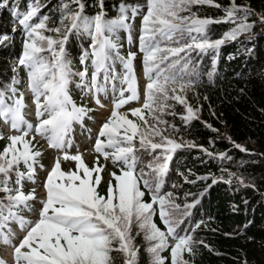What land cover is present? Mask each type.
Returning a JSON list of instances; mask_svg holds the SVG:
<instances>
[{
	"label": "snow or ice",
	"instance_id": "snow-or-ice-1",
	"mask_svg": "<svg viewBox=\"0 0 264 264\" xmlns=\"http://www.w3.org/2000/svg\"><path fill=\"white\" fill-rule=\"evenodd\" d=\"M197 5L221 7L215 0H145L143 6L122 4L119 18L108 20L102 10L103 0H100L101 11L92 17L84 14L83 0H61L57 8L59 24L51 28L48 27L50 17L39 16L40 0H33L26 12L12 10L11 14L22 26L25 37L18 66L26 70L39 121L34 127L24 119L23 94L16 97L17 89L14 87L18 81L13 79L12 85L0 89V118L19 133L9 136V144L0 152V192L5 194L0 198V243L13 248L14 264H111L114 251L125 254V264H135L137 251L131 236L134 223L144 232L146 240L154 242L148 249L153 256L152 264H164L160 252L169 248V237L176 241L171 246V264H188L183 253H192L193 237L177 233L183 220L176 219L175 213L181 206L174 203L172 192L161 194L163 176L172 154L183 146L164 134L169 125L163 115L173 107L169 101L174 100L185 105L187 115L181 117L185 122L196 117V111L182 95L194 83L191 79L185 80L183 75L188 72L192 51L206 53L218 50L226 40H235L252 27L246 22L249 10L237 6L235 0H230L229 7L225 8L223 20L200 18L192 11ZM7 6L9 0H0V9ZM129 11L132 19L142 15L139 52L142 53L143 73L148 81L142 106L129 110L136 120L129 119L119 110L125 104L140 99L133 64L137 54L129 52L127 57L120 56L118 44L113 39L116 30L123 28L128 30V42L132 43ZM238 12L244 15L238 16ZM260 20L264 22V17ZM222 22H232L236 27L221 39L211 40L207 35L208 26ZM45 32L54 33L55 37L45 35ZM75 32H86L91 37V51H85L81 56V64L90 60V80L88 66L77 73L72 71L65 45L69 35ZM8 39L7 35L2 36L0 43ZM182 53L185 55L181 56ZM117 60L124 69L122 77L115 71ZM73 75L80 76L78 87L92 93L101 107L104 105L99 96L108 94L106 85L112 82L113 109L100 127L94 151L105 160L111 158L113 164H122L123 167L119 175L111 173L114 181H109L106 195L97 191L102 167L89 168L81 154L70 156L65 151L71 147L69 133L73 123L82 122L90 111L77 106L69 94ZM118 78L122 87L117 96L115 81ZM8 92L12 95L9 96ZM8 100L12 102L8 103ZM170 127L175 130V125ZM33 132L34 135L28 139ZM37 135L45 137L49 147L60 149L64 160L76 162V168L65 172L61 169L60 159L55 160L44 183L46 191L45 198L40 201L39 218L31 221L20 213L25 209L31 210L28 202L36 197L34 190L24 193L22 181L27 176L28 180L35 182V163L41 155L33 150L32 142ZM236 147L246 151L241 145ZM157 149L162 151L153 155ZM138 151L152 155V160L146 165L148 171L144 168L137 171L138 164L142 163L137 156ZM21 164L27 167V173L19 171ZM13 171L17 177L15 188L10 187V173ZM145 190L150 194L151 202L143 200ZM194 206L184 205V215H188L187 209ZM157 212L166 231L153 221ZM11 223H17L25 233L15 244V233L9 226ZM0 264L4 261L0 260Z\"/></svg>",
	"mask_w": 264,
	"mask_h": 264
},
{
	"label": "trees",
	"instance_id": "trees-1",
	"mask_svg": "<svg viewBox=\"0 0 264 264\" xmlns=\"http://www.w3.org/2000/svg\"><path fill=\"white\" fill-rule=\"evenodd\" d=\"M32 2L9 0V6L0 9V37H9L0 43V86L3 88L13 83V79H19L14 87L17 90L21 88L22 69L17 63L25 37L22 27L14 25L18 20L11 13L14 8L26 12ZM60 2L40 0L39 16L50 17V28L59 24L57 8ZM83 3L84 14L89 17L101 11L100 0H83ZM215 3L221 7L197 5L192 11L203 18L225 19L224 10L229 7L230 0H215ZM235 3L249 7L250 15L246 22L252 25L250 30L235 40H226L218 50L190 53V67H195L199 79L193 80L192 87L186 90L193 107L199 109V116L185 122L179 114L176 115L175 108L163 115L168 129L173 131L170 134H175L176 130L178 135L196 142L177 149L170 178L164 186L165 192H172L174 201L183 207L180 216L183 223L177 233L190 234L194 240L192 253H183L188 264H264V22L260 20L264 17V0H235ZM122 4L143 6L145 0H103L105 19H118ZM130 15L131 11L128 12ZM237 15L243 16L244 13L238 12ZM37 19L34 18L33 23ZM234 27L236 24L232 22L213 23L208 26L207 35L211 40L221 39ZM45 35L55 37L51 32ZM90 44L91 37L86 32L69 35L65 48L73 73L84 69L79 64L80 53ZM215 58L218 59L214 66L212 61ZM71 79L81 84L77 75ZM79 88L84 91L83 87ZM74 93L80 94L72 91ZM132 119L136 120L135 117ZM171 125H175V130ZM6 144L0 142V152ZM236 145H241L246 151H241ZM33 146L35 150L36 146ZM37 161H40L39 157ZM96 166L104 169L102 163L93 165ZM24 167L21 164L19 171ZM103 171L99 173L101 182L97 191L106 195L109 181H114V178L111 176L104 181ZM112 171L119 175L121 167L117 166ZM10 175V187L15 188V171ZM141 188L144 190L142 185ZM4 196L0 194V198ZM143 200L151 202L146 190ZM186 204L195 205L187 209L188 215H184ZM153 221L166 231L158 212ZM131 236L137 251L135 264H152L153 256L148 249L154 242L146 240L144 232L135 223ZM160 256L164 264H171L170 244L160 252ZM111 257V264H125L124 253L114 251Z\"/></svg>",
	"mask_w": 264,
	"mask_h": 264
},
{
	"label": "rangeland",
	"instance_id": "rangeland-1",
	"mask_svg": "<svg viewBox=\"0 0 264 264\" xmlns=\"http://www.w3.org/2000/svg\"><path fill=\"white\" fill-rule=\"evenodd\" d=\"M242 6H243V8H247L248 10H249V7L248 6H246V5H243L242 4ZM200 18H203V17H201V16H199ZM132 19V18H131ZM133 20V19H132ZM134 21V20H133ZM131 26V35H132V41H134V39L136 38V33H135V30H134V26H136L137 27V23L136 22H134L132 25H130ZM48 27L50 28V26H49V23H48ZM113 39L116 41V43L117 44H119V45H121L122 46V48L121 49H118L117 51L119 52V54H120V56H124L125 57V47L123 46V44L128 40V36L126 35V34H123V32H120V33H115L114 35H113ZM183 42V41H182ZM135 44L134 43H132V48L130 49V52H133V50L135 49ZM172 46H175V45H172ZM185 54L184 53H182L181 54V56H184ZM138 64L140 65V66H142V63L139 61L138 62ZM118 65H121V67L123 68V66H122V64L120 63V61L119 60H117L116 62H115V67H117ZM187 93H188V90H185V92L184 93H182V95H184L185 97H186V100H187V103L189 104V105H191L192 106V108L194 109V111H196V117H198L199 116V109L197 108H195V107H193V105H192V102H191V100L187 97ZM169 104H171L173 107H171L170 109H168L166 112H170V111H174V108L175 109H177V112H176V115L177 114H179L181 117L182 116H184V115H187V113H186V109H185V105H183V104H180V103H177L176 101H174V100H170L169 101ZM108 112V109L107 108H102L101 110H99V111H96L95 112V122L96 121H98V120H100V118H103V117H105V113H107ZM150 123H153V121H151L150 120ZM83 131H85L86 133H88L89 134V138H87V135L86 134H83L82 136H81V139H82V142H83V144H86V143H88V142H90V138H91V134H92V132H93V130H92V128H91V126H90V128H89V131H87L85 128L84 129H82L80 132H83ZM170 132L172 133L173 131H170L169 129H168V127H167V131L164 133L166 136H168L169 138H171V139H174L177 143H180V144H182V145H184V144H186V145H194V144H196V142H194V141H188L187 140V138L185 137V136H183V135H178V131H176L175 130V134H170ZM78 137V136H77ZM79 138V137H78ZM158 139V138H157ZM77 146H78V144H76ZM37 146H39L41 149H43L42 148V145L41 144H37ZM44 146V145H43ZM139 145H138V142H137V147H138ZM70 149H71V151H75V152H77V150L74 148V146L72 145L71 147H70ZM162 150L161 149H157L156 150V153H154L153 155H157V154H160V152H161ZM53 154H49V160H51L52 158H53ZM137 156L138 157H140V159H141V161H142V163H143V161L145 160V159H152V155H149L147 152H143V151H138L137 152ZM94 158H91V157H87V161L89 162V163H91L92 162V160H93ZM46 161L47 159L45 158V156H44V154L42 155V162L43 161ZM162 162V161H161ZM141 163V164H142ZM147 165V164H146ZM114 167H112V169H113ZM109 169H111V168H108V169H106L105 170V172H107L106 173V175H105V178H104V181H107L108 180V178H109V176H108V172L110 171ZM146 169H147V167H146ZM146 171H148V169L146 170ZM38 172H40L39 170H38ZM235 174H236V172H234ZM41 178V175L39 174V175H34V180H35V182H38V180ZM24 189V188H23ZM26 189L27 190H30L31 191V189H33V187H32V185L31 184H28L27 186H26ZM25 190V189H24ZM26 191V190H25ZM0 194L1 195H4V193H2V192H0ZM34 194L36 195V197H38L39 196V194L37 193V192H34ZM183 197V196H182ZM174 198V195H173V197H172V199ZM173 201H174V199H173ZM29 203V205H30V207H31V210H27L26 209V214L28 215V217H33V214H32V212H33V210H34V208H36L38 205V199H37V202L35 201V200H32V201H30V202H28ZM174 203H176L177 204V202H175L174 201ZM178 205H180L181 206V208H180V210L178 211V212H176L175 213V217H176V219H180V216H181V213H182V211H183V207H182V204H178Z\"/></svg>",
	"mask_w": 264,
	"mask_h": 264
}]
</instances>
